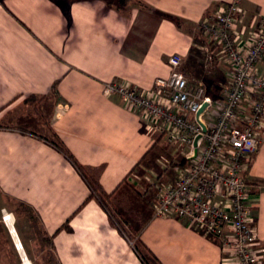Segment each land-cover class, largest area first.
I'll return each instance as SVG.
<instances>
[{
    "label": "crops",
    "instance_id": "0c3cea01",
    "mask_svg": "<svg viewBox=\"0 0 264 264\" xmlns=\"http://www.w3.org/2000/svg\"><path fill=\"white\" fill-rule=\"evenodd\" d=\"M229 1L0 0V196L28 206L48 236L67 221L71 230L51 239L59 264L142 262L107 212L88 200L89 187L66 157L14 124L32 113L24 100L49 97L56 84L50 126L73 159L85 168H101L97 181L108 194L116 196L132 184L142 195L156 197L155 184L174 180L181 151L174 145L168 151L173 169H155L148 154L166 137L148 130L140 112L117 96L105 95L104 85L117 81L149 90L156 78L168 76V60L176 54L189 85L203 87L214 100L223 98L230 85L226 63L212 51L207 59L220 74L210 69L199 76L189 60L195 45L204 42L198 23ZM239 6L242 32L250 35L264 17V0H239ZM257 70L264 75V55ZM244 177L258 237L254 252L264 264V132ZM140 214L134 237L156 257L150 264L234 261L219 238L188 222L155 217L152 205L141 207Z\"/></svg>",
    "mask_w": 264,
    "mask_h": 264
},
{
    "label": "built area",
    "instance_id": "2783aa9c",
    "mask_svg": "<svg viewBox=\"0 0 264 264\" xmlns=\"http://www.w3.org/2000/svg\"><path fill=\"white\" fill-rule=\"evenodd\" d=\"M243 16L239 0H231L198 23L206 49L228 67L230 85L223 98L214 100L203 87L189 85L179 55L169 58L168 76L156 78L149 90L109 81L103 92L140 112L148 130L181 150L174 180L154 185L153 215L186 221L219 238L233 255L232 264H258L244 171L264 132V75L257 70L264 55V17L249 35L242 32Z\"/></svg>",
    "mask_w": 264,
    "mask_h": 264
},
{
    "label": "rangeland",
    "instance_id": "374dc122",
    "mask_svg": "<svg viewBox=\"0 0 264 264\" xmlns=\"http://www.w3.org/2000/svg\"><path fill=\"white\" fill-rule=\"evenodd\" d=\"M205 43V40L204 42L201 40L200 45L196 44V48L192 50V60H189L191 64L193 61L195 62V64H192V70L195 75L199 76L202 74L203 76H208L210 69V71H215L212 72V75H219L220 72L217 71L219 69L215 70V66L210 65L213 63H210V60L207 59L208 54H211L213 50L206 49L207 45ZM197 46L201 48L198 49ZM172 147V145L167 144L164 138L155 144L153 151L151 150L148 154V159L152 160L155 169H160V172H162L163 166L164 168L170 166L171 157L168 155V151L172 150ZM175 148L180 153L181 150L177 147ZM169 168L173 169L172 167ZM151 170L154 169L151 168ZM138 189V186L127 184L107 204V208L112 215L110 217L111 222L132 245H136L137 240L134 236L142 225V221L139 218L141 217V207L143 208L145 205L150 206L156 200L155 196L151 195V198H149L144 196V194L142 195V192ZM2 210L13 215L15 230L24 252L32 264H57L50 245L43 240L40 222L33 211L28 206L5 196H0V264H22L20 254L16 250L14 242L5 226L6 223L2 218Z\"/></svg>",
    "mask_w": 264,
    "mask_h": 264
},
{
    "label": "trees",
    "instance_id": "16d2710c",
    "mask_svg": "<svg viewBox=\"0 0 264 264\" xmlns=\"http://www.w3.org/2000/svg\"><path fill=\"white\" fill-rule=\"evenodd\" d=\"M122 5L126 3V0H121ZM56 96V84L52 85L49 93V97L45 95H30L24 101L25 104L30 106L32 113L26 116L18 117L14 119V124L20 126L25 132L36 136L37 138L45 141L59 152H61L66 159L73 165L77 172L84 179L85 183L89 187L90 195L88 200L95 199L99 205L107 212L109 218L112 216L107 208L108 201L113 197V192L108 194L99 185L97 181V175L101 168L90 169L79 165L71 156V154L65 149L57 135L54 133L50 126L51 115L53 112L54 98ZM111 221V220H110ZM111 224L115 226L112 222ZM116 227V226H115ZM62 230H71L67 221L62 224L52 235ZM52 236H48L43 233V240L50 245L52 249L51 239ZM136 250L142 264H150L151 261L158 262L152 252L147 249L143 243L137 240L136 245H133ZM54 256V255H53ZM57 264L58 260L55 258ZM159 264V263H158Z\"/></svg>",
    "mask_w": 264,
    "mask_h": 264
},
{
    "label": "bare ground",
    "instance_id": "6f19581e",
    "mask_svg": "<svg viewBox=\"0 0 264 264\" xmlns=\"http://www.w3.org/2000/svg\"><path fill=\"white\" fill-rule=\"evenodd\" d=\"M3 215H4V221H5L6 225H7V227L10 229V231L12 233V236L15 239L16 244L18 245L19 252H20V254L23 257L22 264H32L30 262V260L27 258V256H26V254L24 252V249L22 247V244H21L20 240L18 242L17 239H16L15 233L17 234V232H16L15 227H14V217H13V215L10 214V213H7V212H5ZM18 239H19V237H18ZM23 253L25 254V257L23 255Z\"/></svg>",
    "mask_w": 264,
    "mask_h": 264
},
{
    "label": "water",
    "instance_id": "95a60500",
    "mask_svg": "<svg viewBox=\"0 0 264 264\" xmlns=\"http://www.w3.org/2000/svg\"><path fill=\"white\" fill-rule=\"evenodd\" d=\"M207 105L206 104H203L202 106H201V108H200V110L198 111V113H197V116H199L203 111H204V109H205V107H206ZM5 226H6V228H7V230H8V232H9V234H10V236H11V238H12V240H13V242H14V245H15V248H16V250L18 251V253L20 254V252H19V248H18V245L16 244V242H15V239L13 238V236H12V233H11V231H10V229L7 227V225L5 224ZM15 231V230H14ZM15 236H16V239H17V241L19 242V239H18V236H17V234L15 233ZM23 255H24V257H25V254L23 253ZM20 257H21V260L23 261V257H22V255L20 254Z\"/></svg>",
    "mask_w": 264,
    "mask_h": 264
}]
</instances>
